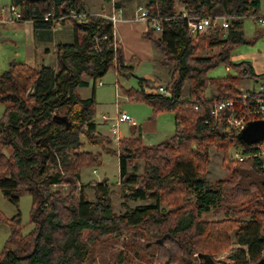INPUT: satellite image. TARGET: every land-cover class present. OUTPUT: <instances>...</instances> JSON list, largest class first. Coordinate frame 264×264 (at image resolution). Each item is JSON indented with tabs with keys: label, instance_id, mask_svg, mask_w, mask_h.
<instances>
[{
	"label": "trees",
	"instance_id": "1",
	"mask_svg": "<svg viewBox=\"0 0 264 264\" xmlns=\"http://www.w3.org/2000/svg\"><path fill=\"white\" fill-rule=\"evenodd\" d=\"M10 1L23 21L33 22L36 29L55 26L45 21L47 15L51 20L68 17L62 23L73 24L74 41L58 46L57 69L13 63L0 75V105L6 106L0 120V192L16 207L25 194L33 200V229L28 234L23 233L20 213L8 219L0 212V222L10 228L0 264H88L97 241L142 230L156 240L167 264H194L196 254L203 264H213L206 253L229 249L233 238L246 250H237L231 264H264V156L230 161L233 148L248 155L259 152L258 146L244 145L239 135L227 132L225 122L212 116L215 101H239L244 93L264 94L260 89H240L249 80L264 87V73L256 74L248 61L233 60L237 47L251 43L243 24L263 14L264 0L147 1L152 16L169 18L162 22L160 33L150 28L144 36L162 56L160 63L170 69V96L134 88L125 94L149 105L154 114L174 113L176 131L168 141L152 147L144 145L137 133L121 140L119 152H111L119 156L120 186L126 199L153 202L119 215L113 211L107 181L92 184L94 201L87 199V186H79L82 170L100 165L102 156L84 147L112 142L97 132L93 122L95 97L82 99L79 90L88 86L85 76L94 83L111 70L120 77H135V67L127 64L111 22L87 14L84 0ZM73 14L85 19L69 17ZM208 16L225 17L229 28L192 35L188 23ZM208 49L219 51L202 57ZM222 65L236 75L208 77ZM145 84L139 79L141 88ZM56 117H67L70 125L57 122ZM209 145L224 151V165L232 171L227 182L215 186L201 178L209 164ZM138 161L144 163L143 174ZM64 186L69 187L67 193ZM190 196L193 201L186 202ZM163 204L173 210L167 211ZM213 211L224 212L227 219L200 220Z\"/></svg>",
	"mask_w": 264,
	"mask_h": 264
},
{
	"label": "rangeland",
	"instance_id": "2",
	"mask_svg": "<svg viewBox=\"0 0 264 264\" xmlns=\"http://www.w3.org/2000/svg\"><path fill=\"white\" fill-rule=\"evenodd\" d=\"M134 3L138 5H143L144 0H134ZM10 7V0H0V12L2 10L6 12V10ZM177 8L178 11L182 10V6L180 4H178ZM262 10L264 12V9ZM104 14L111 15L110 13ZM243 31L245 33L246 39L248 41H251V43L242 44L237 47L234 51L233 60L235 62L242 60L248 61L252 58V61H254V59H256L257 57H261V61L263 64L262 68H264V27L257 24L254 19L248 18L244 21ZM15 51L16 50L14 46L10 45V43H3V46L0 48V75H2L6 70H8L10 62L12 61L13 57H15ZM218 51L219 49H208L200 55L205 58L216 54ZM241 57L242 59H240ZM134 64L136 66V63ZM167 70L168 69H166V67H162V65L155 61L141 62L139 68L137 66L135 69V77H129L125 80L120 79L121 86L127 89L134 88L137 90H141L139 87V78H145L147 80V85L145 86L146 93L158 94L160 93L159 87L166 86V79L164 77V74H167ZM109 75V77L105 76L101 80L103 83L106 84L105 87L101 88L97 84V90L101 91V94H103L105 99L107 97V101L109 103L107 107L108 109H105V115L110 116L111 119H114L118 116L119 113L123 112L127 113L130 117H132L131 113L127 110V107L130 106L135 110L142 109V117H145L147 115V111L149 110V112L153 114V119L155 118L154 120L157 121L158 118L154 114L153 109L146 103L137 102L135 104H129L130 101L124 97L125 95L122 91H120L119 94L120 99H117V95L114 96L112 92L113 90L109 88L108 83L109 78H112L113 76V72L111 71ZM228 75H236V72L234 70L228 71L227 67L224 65L219 66L218 68H215L208 73L209 78H223L227 77ZM170 77L171 75L168 76V78ZM260 85H262L261 82L249 80L242 82L240 85V89L242 91H246L247 89H259ZM184 93L185 95L188 94V86H185ZM112 94L113 100L112 102H110V97L112 96ZM5 110L6 106L0 105V120L4 116ZM170 116L171 114L169 115L163 113L162 118H169V127H171L174 133V122ZM119 131L122 140L127 139L132 135V129L127 124H120ZM100 132L107 137L110 136L111 139H113L112 130H110L109 128L102 127L100 129ZM82 139L83 141H85L84 137ZM112 149L117 152L120 151V147L115 145L114 143L104 144L101 146L87 144L84 147L85 151L93 152L94 154L101 153L102 155L100 165L82 170V182L89 184L85 189L87 199L90 201H94L96 198L95 188L91 186L92 184L89 183L90 181H95L97 183L107 181L108 186L111 190V203L114 213L119 215L125 213L128 209H135L143 205L153 204V202H132L126 199V194L123 193V189L120 186L119 156L108 152H112ZM240 151V148H233L232 150H230L229 160L235 161L234 156L236 153H240ZM207 152L209 155V164L206 167L205 173L201 175V178H203L205 181H207L210 185L213 186H215L218 182L221 181L227 182L232 177V171L227 169L224 165V151L214 145H209L207 147ZM136 164H139L140 174H143V161H138ZM94 170H97L98 174H95ZM93 171L95 175L93 174ZM82 182L79 186L83 185ZM247 183L248 181L244 182L245 185H248ZM68 188V186H64L63 191L67 193V191L69 190ZM188 201H193L192 196L186 198V202ZM32 205V197L28 194H25L21 197L19 207H16L3 196L2 192H0V212L8 219H12L20 213L22 230L24 234L30 233L33 229V224L31 223ZM163 207L166 208L167 211L173 210L172 207H169L166 204H163ZM241 218L242 217H239V220H241ZM226 219L227 216L222 211H213L209 214H203L200 218L202 222L208 223H221ZM9 235V226L6 223L0 222V252L4 249L5 243L9 238ZM88 236V232H85V238H87ZM160 241H163V238H160ZM155 242L156 240L149 237L147 235V232H145L144 230L138 231L137 233L135 231L129 232L123 234L120 238L114 237L108 238L106 240L97 241L94 245H92L93 257H91L90 262L88 264H167V262H163L161 260L160 251L158 246H156ZM241 249L246 250L245 247L238 245L236 239L234 241L233 238V245L229 249L206 254H210L209 257L213 264H231L233 263L231 257L235 254L237 250ZM200 256L201 255L199 254H196L194 256V264L204 263V259H202V257Z\"/></svg>",
	"mask_w": 264,
	"mask_h": 264
},
{
	"label": "crops",
	"instance_id": "3",
	"mask_svg": "<svg viewBox=\"0 0 264 264\" xmlns=\"http://www.w3.org/2000/svg\"><path fill=\"white\" fill-rule=\"evenodd\" d=\"M102 1L103 0H84L86 13L89 15H99V16L103 12L112 14L114 11L113 4L105 3L104 1L103 2ZM114 1L116 6H118V8L122 11V15H121L122 18L114 26V37L116 41L123 48L124 56L127 64L130 66H134L135 69L137 66L139 68L141 62L144 61L146 62L155 61L158 62L160 65H162L160 63L162 56L154 49L151 42L144 36L145 33L148 32L149 30L148 25L143 22H136L133 19L136 9L139 7H144L148 0H144L143 5L135 4L134 0H114ZM262 9H264V4ZM262 13L264 14L263 10ZM7 19H8L7 23L0 25V48L3 46L4 42L10 43V45L14 46L16 50L15 57H13L9 66L13 63H25L31 67H37V68H41V67H49L53 69L58 68V56H57L58 46L64 44H72L74 41V26L71 22L60 23L52 28L36 29L33 22L31 21L13 22L9 20L8 16ZM240 59H242V57ZM250 60H248V62L252 64L256 74H263L264 68H262L263 64L261 61V57L260 58L257 57L256 59H254V61H252V58ZM242 61H246V60H242ZM134 63H136V66ZM162 67L165 66L162 65ZM166 69H168L167 74H164V77L166 79V86H161L159 87V89L164 88L168 91L167 86L171 81V77L168 78V76H170L171 73L169 68L166 67ZM227 70L229 71L228 68ZM111 71L113 72V76L112 78H109L108 83H109V88L113 90L112 92L114 96L117 95L118 93L120 94V91H122L123 94L125 95L124 97L130 101L129 104H135L137 102H140V101L130 100L129 97L125 94V91L130 89L122 87L120 79L125 80L126 78L120 77L113 70ZM111 71H109L106 74V77L110 76L109 73ZM102 79L94 83V81L90 77L85 76L84 80L88 82V86L81 88L79 90V94L82 99H90L92 96L95 97L97 108L95 111L93 122L96 125L97 132L100 135L105 136L103 133L100 132V129L104 127V128H109L111 130L112 121L103 120V117L110 118V116L104 114L105 109H108L107 107L109 104L107 101V97L105 99L103 94H101V91L97 90V84L101 88L106 86V84L101 81ZM139 79L146 80L145 78H139ZM146 85H147V80L145 86ZM139 87L142 90L144 89V91L146 92L145 87L144 88H141V86ZM188 92H189V88H188ZM113 94L110 97L111 100L110 102H112L113 100ZM187 95H185L184 93V96ZM211 95H212L211 92L210 95L208 92L207 94L208 98H211ZM127 110L131 113L132 116L131 118L134 121L133 124L123 123V124H127L132 129V135L127 139L133 138L135 134L139 133L141 135L143 144L149 147L156 146L160 143L168 141L173 136L171 134H174L175 132L173 133V130L171 129V127H169V118H162L163 113L169 115L171 114L170 117L173 119L174 128L176 131L175 116L174 113L172 112H163V113L155 114L156 117L158 118V119L156 118L157 119L156 121L154 120L155 118L153 119L152 117L153 114H151L149 110L147 111V115L145 117H142L143 115L141 114L142 109L135 110L130 106H128ZM162 122H164L165 124ZM170 124H171V120H170ZM107 138H109L112 141L111 144L113 143L115 144V142L113 141V139H111L110 136H108ZM112 151L114 150L112 149ZM108 152L111 153L110 151ZM94 171L95 174H98L97 170ZM119 173H120V165H119ZM81 182H82V172H81ZM89 183L93 184L97 182L90 181ZM82 184L85 186L89 185L83 182Z\"/></svg>",
	"mask_w": 264,
	"mask_h": 264
},
{
	"label": "built area",
	"instance_id": "4",
	"mask_svg": "<svg viewBox=\"0 0 264 264\" xmlns=\"http://www.w3.org/2000/svg\"><path fill=\"white\" fill-rule=\"evenodd\" d=\"M111 3L114 7L113 13L111 15L101 14L100 16L109 20L114 27L122 18V11L116 7L115 1H112ZM7 16L9 17V20L13 22L23 21L20 10L11 6L6 10V12L3 10L0 12V25L8 22ZM69 17L79 18V20L85 19V15L78 16L73 14ZM66 18L68 17L54 18L51 20L50 15H47L45 17V21H51L53 25H57L62 23ZM133 19L136 22L146 23L149 29H153L157 34L162 31V22L169 20V18L165 17L152 16L151 12L146 6L137 8ZM256 21L260 26L264 27V14L258 17ZM216 27L228 29V20L225 17L208 16L204 18L192 19L188 23L189 32L194 36L206 32L209 28ZM259 89L261 92H264L263 86H261ZM159 91L165 96H170L169 92L164 88H160ZM119 98L120 95L118 93L117 99ZM198 108L199 106L197 105L195 109L198 110ZM212 116L216 120L225 122L227 132L229 134L240 135L250 122L264 121V94L254 96L251 93H244L242 95V99L239 101L233 99L215 101L212 106ZM103 120L112 121L111 130L113 134V141L117 146L120 147L122 139L120 136L119 125L123 123L133 124V119L128 114L121 112L114 119L103 117ZM255 145L258 146L259 152L250 153L248 155H243L241 152L236 153L234 156L235 160L244 162L245 160L252 157L260 155L264 156V142Z\"/></svg>",
	"mask_w": 264,
	"mask_h": 264
},
{
	"label": "water",
	"instance_id": "5",
	"mask_svg": "<svg viewBox=\"0 0 264 264\" xmlns=\"http://www.w3.org/2000/svg\"><path fill=\"white\" fill-rule=\"evenodd\" d=\"M57 122L69 126L67 117H56ZM244 145H255L264 142V121L250 122L239 135Z\"/></svg>",
	"mask_w": 264,
	"mask_h": 264
}]
</instances>
